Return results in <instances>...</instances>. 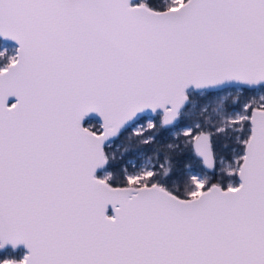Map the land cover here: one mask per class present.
<instances>
[{
	"label": "snow or ice",
	"instance_id": "1",
	"mask_svg": "<svg viewBox=\"0 0 264 264\" xmlns=\"http://www.w3.org/2000/svg\"><path fill=\"white\" fill-rule=\"evenodd\" d=\"M0 264H264V0H0Z\"/></svg>",
	"mask_w": 264,
	"mask_h": 264
},
{
	"label": "water",
	"instance_id": "2",
	"mask_svg": "<svg viewBox=\"0 0 264 264\" xmlns=\"http://www.w3.org/2000/svg\"><path fill=\"white\" fill-rule=\"evenodd\" d=\"M92 119H94V120H95V117H93Z\"/></svg>",
	"mask_w": 264,
	"mask_h": 264
},
{
	"label": "rangeland",
	"instance_id": "3",
	"mask_svg": "<svg viewBox=\"0 0 264 264\" xmlns=\"http://www.w3.org/2000/svg\"><path fill=\"white\" fill-rule=\"evenodd\" d=\"M94 120V119H93Z\"/></svg>",
	"mask_w": 264,
	"mask_h": 264
}]
</instances>
